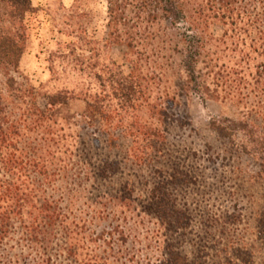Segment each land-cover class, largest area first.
<instances>
[{"label":"trees","instance_id":"1","mask_svg":"<svg viewBox=\"0 0 264 264\" xmlns=\"http://www.w3.org/2000/svg\"><path fill=\"white\" fill-rule=\"evenodd\" d=\"M38 12L31 0H0V77L19 103L8 104L0 87V248L18 225L34 264H54L56 247L83 264H110L116 242L130 238L122 223L136 218L155 222L157 264H209L219 245L224 264H257L264 250V0H107L106 54L86 30L66 25L61 34L71 41L61 64H71L75 85L46 95L44 108L35 88L19 89L11 77ZM113 47L125 50L128 72L108 54ZM194 97L235 111L211 120L219 154L186 142L195 130L183 104ZM73 102L84 104L80 113ZM238 160L251 166L240 162L238 176L255 198L249 214L237 195L219 216L199 220L200 204L189 202L194 188L206 189L210 173ZM126 172L139 177L126 180ZM111 214L117 227L91 238L90 220ZM213 232L222 237L217 244Z\"/></svg>","mask_w":264,"mask_h":264},{"label":"rangeland","instance_id":"2","mask_svg":"<svg viewBox=\"0 0 264 264\" xmlns=\"http://www.w3.org/2000/svg\"><path fill=\"white\" fill-rule=\"evenodd\" d=\"M31 1L33 7L38 9L39 12L28 20L29 31L25 53L20 60L19 72L12 73L11 77L16 81V87L19 89H23V85L27 83L35 88L38 93V106L44 108L46 106V95L53 94L62 88L73 89L75 85V80H73L71 75V64L67 63V60L65 62L66 64H61V55H69L65 44L71 41V39L61 34L62 31L66 29V25L73 23L75 24L76 31L81 27L88 32L93 40L103 47L107 41V0ZM213 31L216 37H221V28L215 27ZM107 51L114 61L124 66L126 72L129 71L124 59V49L113 47ZM104 54H106V48L104 49L103 47ZM53 72L56 73L53 74ZM0 78V87L8 98V104H19L13 100L12 95L5 88V79L3 77ZM83 107L84 104L82 102H73L70 105L71 110L77 113H80ZM183 110L189 115L195 130V133H188L186 135L187 144L195 151L202 153L207 150L208 146L213 148L212 154L221 153L222 144L219 142L217 135L211 130L210 123L213 119L226 116L232 117L235 115V111L227 109L219 103H205L198 97H194L192 100L185 102L183 104ZM222 160L223 157L220 162ZM240 162L243 164V170L246 167H251L247 160H238L236 163L234 162L235 164L232 163L231 166L227 162H224V166L216 174L213 172L208 175L206 189H203L204 185L201 186L202 184L194 188L195 190L191 198H189V202L200 204L199 207L202 209L196 211L199 220L203 216H219L220 211L224 210L226 206L229 207L232 205V201L237 195L241 198L245 197L242 206L246 207L247 214H249V207L255 198L252 199L251 194L248 193L249 185L242 183V180H238V176L240 175ZM134 177L139 176L135 173H124V179L126 180H132ZM140 183L143 182L141 181ZM69 184L73 188L75 187V182H69ZM86 186H90V184ZM254 191L256 192L257 189ZM85 203L86 200L79 202L78 207L82 211H86ZM103 217L101 218L103 220L94 222L90 220V223H88L87 232L94 240H102V236L111 233L118 225L117 219L113 217V214L108 217L109 220H107L106 216ZM154 224V221L147 219L143 223L140 219L136 218L131 219L127 224L122 223V226L129 231L130 238L127 240V243L119 242L121 238L116 242L114 251L110 253V264H157L161 253L160 248L155 243L156 238L154 233L156 227ZM245 224L247 223L243 224V231H246L247 226ZM16 227L17 230L11 236L10 240L6 241L0 248V264L3 262L9 263L10 261L13 264H34L36 257L31 253L27 245L22 243V233L18 225ZM213 233L215 234V241L212 243L217 244L222 237H220L221 235L219 233ZM246 234L244 239L249 240L248 234H250V231L246 232ZM257 246L260 249V246ZM102 250H105V247ZM209 254V261L211 260L209 264H224L222 261L224 260L225 253H223L222 246H217ZM52 256L54 264H83L81 262L82 260L78 262L74 258L61 253L58 247L54 248ZM257 256V264H264V250Z\"/></svg>","mask_w":264,"mask_h":264}]
</instances>
